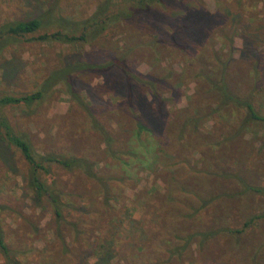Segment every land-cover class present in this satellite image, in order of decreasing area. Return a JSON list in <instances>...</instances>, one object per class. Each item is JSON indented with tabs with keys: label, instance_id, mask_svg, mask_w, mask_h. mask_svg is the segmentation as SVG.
Segmentation results:
<instances>
[{
	"label": "trees",
	"instance_id": "obj_1",
	"mask_svg": "<svg viewBox=\"0 0 264 264\" xmlns=\"http://www.w3.org/2000/svg\"><path fill=\"white\" fill-rule=\"evenodd\" d=\"M233 1L234 10L240 13L247 0ZM60 3L61 0H46L45 6L34 16L7 21L0 29V40H6L5 43L15 38L56 42L79 47L78 52L64 56L58 65L48 68L34 91L19 96H0V105L19 103L28 106L41 101L52 86L62 83L66 92L91 114L75 88L80 84L78 75L92 73L102 76L108 83L120 81L117 90L125 97V104L134 113V125L146 132L153 141L163 134L173 140L169 144L181 141L188 143L185 136L197 134L199 123L211 113L236 114L237 124L228 129L224 138L232 142L236 135L250 125L264 126V109L255 99L262 90L257 86L260 85L258 76L262 70L261 51L250 42L251 50L232 61V39L237 30L236 25H231L229 21L218 24L227 38V50L221 52L214 49L211 40L212 29L215 27L214 14L205 8L202 0H95L93 9L85 15L81 12L79 15L72 12L67 15ZM117 32L125 33L128 39L136 42L123 48L116 47L112 52L105 50L96 58L83 55L82 46H90L94 41L110 38ZM135 50L143 54L146 52L156 60L164 55L181 54L185 57L183 60L187 74L197 82V93L201 91L204 95L203 101H193L183 108L168 109L170 98L162 95L161 88L166 87L165 91H168L169 86V93L173 94L176 89L174 85L177 84H168L167 74L159 63L148 75L138 72L135 65L139 60L135 57ZM230 62L234 65L229 66ZM235 76L241 78L242 84H232L231 80ZM229 121L231 120H224L222 123L228 126ZM93 122L101 131L106 149L113 158L121 155L136 156L144 164L155 165L158 145L157 148L135 146L136 154L131 151L130 146L112 148L108 132L97 121ZM0 127L5 130L4 138L19 151L26 163L23 183L30 193L33 205L50 210L56 237L54 243L43 249L25 247L24 250H19L7 243L0 227L2 264H119L111 261L118 255L123 264H135L136 260L138 264H184L183 256L191 252L193 243L197 246L199 256H203L202 252L208 253L209 240L217 243L220 239L227 244L232 239L231 249L242 246L248 230L264 216L254 214L242 219L238 225L225 224L220 208L223 202L218 201L220 195L223 196L222 193L228 199H238L242 194L248 193L264 195V184L246 180L240 169L234 171L227 168L229 165L225 151L219 153L217 148L207 145L210 147L204 151H210L211 154L205 157L207 161L204 167L192 170L187 165L186 158L181 155L187 146H180L174 155L177 159L172 161L163 160H169L173 155L166 154L162 148L159 171H164L163 179L167 190L165 200L171 204L167 210L158 214L153 231L143 228L141 234L127 233L126 237H121L117 228L113 227L112 222L115 220H110L107 206L110 190L106 178L97 174L93 161L83 155L55 151L36 153L24 136L11 132L4 118H0ZM202 153L204 152L201 151L200 154ZM125 159L121 157L119 160L126 164ZM54 167L67 173H75L78 179L86 183L92 182V189L101 191L103 201H98L99 208L91 210L90 204L84 205L80 192L69 194L64 191L56 183L52 171ZM184 167L188 168L187 172L179 174ZM221 177L234 179V186L226 190V193L223 188L216 190L217 181ZM87 189L91 192L88 199L92 201L93 195L96 197L97 193L92 194L91 187ZM112 196L111 194L110 197ZM71 197L74 201L77 200L76 206H71ZM160 201L162 202L161 199ZM211 203V211L206 212L204 220H201L198 213L206 210ZM69 207H72V212H69ZM94 211L99 219L91 218L88 221L89 233L97 229L98 225L104 226V229L98 230L100 232L92 240L87 238L84 243L81 241L79 244L80 235L88 231L85 226L83 229L79 228L85 221L84 218H88ZM225 213L224 210L223 214ZM104 215L109 216L108 220ZM65 225L70 227V242H75V247L72 243L69 246L65 240L70 233L65 230ZM258 250V246L251 248L254 258L258 257ZM28 253L34 255L35 259L29 260ZM92 257L94 260L89 262L88 259Z\"/></svg>",
	"mask_w": 264,
	"mask_h": 264
},
{
	"label": "rangeland",
	"instance_id": "obj_2",
	"mask_svg": "<svg viewBox=\"0 0 264 264\" xmlns=\"http://www.w3.org/2000/svg\"><path fill=\"white\" fill-rule=\"evenodd\" d=\"M202 1L205 8L214 14L215 27L211 33L214 49L221 52L227 50L229 45L227 38L222 34L223 29L218 28V24L228 21L231 25L235 24L237 30L232 39V46H234L232 61L251 50L250 42L260 49L262 70L261 75L258 76L260 85L257 86L262 90L255 96V99L264 109V0H247L240 13L234 10L233 0ZM94 3L95 0H61L60 6L67 15L69 12L75 15L81 12L85 15L93 9ZM45 4L46 0H0V29L7 21H17L34 16ZM5 42L6 40H0V96H19L22 93L34 91L48 68L58 65L64 56L77 53L79 49L76 46L56 42L25 41L19 38ZM134 42L136 41L128 39L125 33L117 32L110 38H100L92 45H85L81 48L83 55L96 58L105 50L112 52L116 47L123 48ZM134 54L139 60L135 65L138 72L148 75L159 63L167 74L168 84L173 82L177 84L174 85L176 89L173 94L169 93V86L168 91H165L166 87L161 88L162 95L170 98L167 103L168 109L183 108L193 101H203L204 95L201 91L197 93V82L187 74L183 60L185 57L181 54L164 55L158 60L150 57L146 52L140 53L139 50H135ZM248 54L250 53H246ZM232 65L234 63L230 62L229 66ZM77 79L80 84L75 90L79 91L80 99L86 104L91 114H88L86 109L66 92L62 83H57L48 90L41 101L28 106L19 103L0 105V118L6 120L13 134L24 136L36 153L55 151L63 154L83 155L93 161L97 174L106 178L110 190L107 200L110 220H115L112 222L113 227L117 228L121 237H126L127 233L141 234L140 231L143 228L153 231L158 214L167 210L171 204L165 200L167 190L163 179L164 171H159L162 162L160 157L162 148L166 154L173 155V159L163 160L172 161L177 159L174 155L178 148L187 146L186 151L181 155L186 158L187 165L193 170L204 167L207 161L205 157L211 154L210 151L204 150L214 146L219 153L226 152L228 169L234 171L240 169L241 174L246 176V180L250 179L259 185L264 184V126L250 125L236 135L232 142L224 138L228 134V129L237 124L236 114L211 113L199 123L197 134L185 136L188 143L181 141V143L169 144V141L173 140L163 134L153 141L146 132L134 125L132 119L134 113L125 104V97L117 90L120 81L117 80L114 84L108 83L102 76L92 73L80 74ZM231 81L233 85L242 84L239 76L233 77ZM148 96L147 94V98ZM228 119L231 120L228 126L222 123ZM93 120L101 124L108 132L112 148L130 146L131 151L136 154L135 146H155L157 148L158 145L159 152L154 162L155 165L144 164L136 156L121 155L119 158H113V155L106 149L101 131L93 125ZM4 133L5 130L0 127V227L7 243L14 248L19 250H24L25 247L43 249L56 241L50 210L33 205L30 193L23 183L26 163L19 151L4 138ZM201 151L204 152L202 155ZM121 157L126 158V164H122L119 160ZM187 170L188 168L184 167L179 174ZM52 171L56 183L64 191L69 194L80 192L84 205L90 204L91 210L99 208L98 201H103L101 191L93 190L92 182L86 183L78 179L77 174L67 173L60 168L54 167ZM217 182L216 190L223 188L225 193L234 186L232 178L221 177ZM82 187L84 189L81 190ZM87 187H91L92 194L97 193L96 197L93 195L92 201L88 199L91 192ZM111 194L112 197H110ZM222 195L218 201L223 202L220 208L223 213L224 210L226 213L221 214L227 225H238L248 216L264 214V195L248 193L242 194L238 199H228L226 194L222 193ZM73 198L71 206H76L78 202ZM212 203L206 210L198 213L201 220H204L206 212L211 211ZM68 210L73 211L72 207ZM88 216L84 218L85 221L79 229L85 226L88 230L90 227L88 221L91 218L99 219L96 211ZM109 216L104 215V218L108 220ZM64 228L70 232L69 237L65 239L66 242L68 241L69 246L72 243L75 247V242H70L72 232L69 225H65ZM103 229L104 226L98 225L97 229L91 230L90 233L89 230L85 234L82 233L78 243L80 244L81 241L84 243L86 241L84 239L87 238L92 240L93 236L100 232L98 230ZM244 239L242 246H235L233 249H231L232 239L227 244L220 239L217 243L209 240L208 253L202 252L203 256H199L197 246L193 243L191 252L183 256V263L264 264V216L257 220L250 231L248 230V236L245 235ZM255 245L260 250L256 258L251 252V248L253 246L255 248ZM28 256L29 260L35 259L32 254L28 253ZM93 260L94 257L88 259L89 262ZM111 261L124 263L120 255L115 256ZM0 264H2L1 257ZM135 264H138L137 260Z\"/></svg>",
	"mask_w": 264,
	"mask_h": 264
}]
</instances>
